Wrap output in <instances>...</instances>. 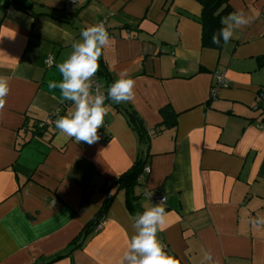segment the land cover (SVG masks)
<instances>
[{
	"label": "crops",
	"instance_id": "1",
	"mask_svg": "<svg viewBox=\"0 0 264 264\" xmlns=\"http://www.w3.org/2000/svg\"><path fill=\"white\" fill-rule=\"evenodd\" d=\"M6 1L0 0V78L9 87L0 107V264H44L67 253L101 210L107 189L137 160L138 136L114 102L105 103V124L93 144L52 128L31 130L57 111L75 110L49 85L62 79L56 65L81 31L105 20L110 40L98 61L112 83L125 69L135 80L133 98L121 105L131 106L151 132L163 124L165 107L178 114L176 128L152 139L151 173L135 189L143 211L153 206L147 193L166 198L157 233L164 251L176 264H264L258 128L264 0H229L230 13L242 10L252 22L235 30L222 51L202 47L197 0H10L4 8ZM217 74L231 86L209 103ZM134 223L120 192L83 246L51 264H121Z\"/></svg>",
	"mask_w": 264,
	"mask_h": 264
},
{
	"label": "clouds",
	"instance_id": "2",
	"mask_svg": "<svg viewBox=\"0 0 264 264\" xmlns=\"http://www.w3.org/2000/svg\"><path fill=\"white\" fill-rule=\"evenodd\" d=\"M251 22L252 17L242 10L229 13L221 18L222 27L213 34L212 43L219 45L222 40L227 44L235 30ZM80 35L81 40L72 44L73 51L68 58L56 65L62 79L59 83H50L49 87L58 88L61 96L72 101L75 108L55 120L56 128L78 142L93 144L99 139L98 129L102 127L107 111L105 100L117 104L131 100L135 80L129 75V70L125 69L119 74V79L109 86L107 96H93L89 90V81L98 71V59L110 37L102 23L83 29ZM8 92L7 80L0 78V107H3ZM166 215L160 203L137 215L133 225L136 232L130 238L128 251L121 264H176L175 259L164 251L157 237Z\"/></svg>",
	"mask_w": 264,
	"mask_h": 264
},
{
	"label": "trees",
	"instance_id": "3",
	"mask_svg": "<svg viewBox=\"0 0 264 264\" xmlns=\"http://www.w3.org/2000/svg\"><path fill=\"white\" fill-rule=\"evenodd\" d=\"M10 1V0H9ZM9 1H6L4 8H7L10 4ZM12 1V0H11ZM202 5V14L199 18V23L202 26V47L204 49H211L216 51H222L226 45L222 40L219 45L212 43V36L214 33L222 27L220 21L222 17H226L230 12L231 8L229 6V0H197ZM15 2V1H14ZM13 2V3H14ZM15 5L22 9L23 11H33L32 6L16 1ZM43 16H52L51 14H43ZM2 24V18H0V26ZM260 66H264V58L258 59ZM98 71L96 72L97 78L104 79L105 88L103 87L102 92L107 96V91L109 86L112 84L111 75L108 69L105 67L102 61H98ZM101 82V81H100ZM264 89V88H263ZM262 90V89H261ZM261 93V91H260ZM259 93V94H260ZM213 100L211 99L209 103ZM111 103L113 101L106 99V103ZM114 107L117 111L122 113L129 121L133 130L136 132L139 140V152L138 157L134 165L123 175H121L113 189H107L105 192V199L101 210L95 216V218L84 228L82 233L77 237L69 246L67 253L58 254L54 257H51L48 260L44 261V264H51L55 261H58L65 256L70 255L73 251L81 248L83 244L90 238L96 229L101 225L102 222L106 219V216L115 201L117 195L120 192L125 193V203L126 208L130 215L137 217L138 214L143 213L144 211L140 208L139 198L135 194V189L141 185L144 170L148 165L149 159V148L151 141L154 137L158 136L163 130L174 129L178 124V114H176L170 106L165 107L161 111V116L163 118V124L156 127L154 130L148 131L145 127L143 120L140 118L138 113L128 105H121L114 102ZM39 124L44 123L46 125L45 131H49L50 124L48 120L40 121ZM38 124V126H39ZM38 126H33L31 130L35 133H41V129H38ZM38 129V130H36ZM151 132V133H150Z\"/></svg>",
	"mask_w": 264,
	"mask_h": 264
},
{
	"label": "built area",
	"instance_id": "4",
	"mask_svg": "<svg viewBox=\"0 0 264 264\" xmlns=\"http://www.w3.org/2000/svg\"><path fill=\"white\" fill-rule=\"evenodd\" d=\"M66 3L68 5H76L77 0H66ZM102 24L104 25V27L106 28V20L104 22H102ZM107 30V28H106ZM108 32V30H107ZM55 63L52 57L48 58L46 60V66L48 68H52L54 67ZM214 85L212 86V91H211V99L214 100L219 92L222 89H227L229 88L231 85L230 83L227 81L226 77L222 74H217L214 77ZM90 91L93 93V95L95 96L96 94H103L102 92V85L99 81V79L97 78L96 74L93 76L92 79V83H91V89ZM260 98L264 101V89L261 90L260 93ZM106 103V100L105 102ZM61 116V113L59 111L55 112L53 115L50 116V118L48 119V123L50 124V128L54 129L55 131H58V129L55 126V120ZM103 124H105L104 122V118H103ZM40 129H45L46 125L44 123L39 124ZM258 128L264 132V123H261L258 125ZM151 173L150 168L146 167L144 170V174L143 177H145L146 175H149ZM144 197L146 199H149L152 203V205L154 206L155 204H161V206L163 207L166 203V198L160 193V191H156L154 192L152 195H150L149 193H147L146 195H144ZM101 226H99L98 228H100Z\"/></svg>",
	"mask_w": 264,
	"mask_h": 264
}]
</instances>
